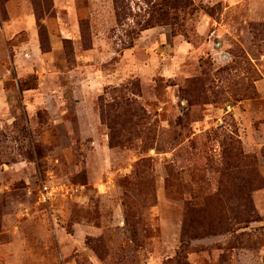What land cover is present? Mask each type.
<instances>
[{
    "label": "rangeland",
    "instance_id": "1",
    "mask_svg": "<svg viewBox=\"0 0 264 264\" xmlns=\"http://www.w3.org/2000/svg\"><path fill=\"white\" fill-rule=\"evenodd\" d=\"M122 1L0 0V264H264V0Z\"/></svg>",
    "mask_w": 264,
    "mask_h": 264
},
{
    "label": "trees",
    "instance_id": "2",
    "mask_svg": "<svg viewBox=\"0 0 264 264\" xmlns=\"http://www.w3.org/2000/svg\"><path fill=\"white\" fill-rule=\"evenodd\" d=\"M152 4V3H151ZM114 7L116 12L117 22L122 24L129 16H133V13L129 10V6H126L122 0H114ZM192 7L191 0H157L156 3L150 9L149 19L143 23H139L145 28H154L157 26H166L176 28L180 24L182 15ZM247 215L254 214V207L248 197ZM188 213V219L182 233V245L187 246L188 239H195L205 236L204 233L212 234V230L208 226H204L201 216L205 219L208 218V214L212 215V211L207 208V204H204L199 209L190 207ZM246 214V212H245ZM250 221V218H249Z\"/></svg>",
    "mask_w": 264,
    "mask_h": 264
},
{
    "label": "built area",
    "instance_id": "3",
    "mask_svg": "<svg viewBox=\"0 0 264 264\" xmlns=\"http://www.w3.org/2000/svg\"><path fill=\"white\" fill-rule=\"evenodd\" d=\"M62 190L59 187L51 185H42V188L39 191V203L44 205H49L56 200L57 195Z\"/></svg>",
    "mask_w": 264,
    "mask_h": 264
}]
</instances>
